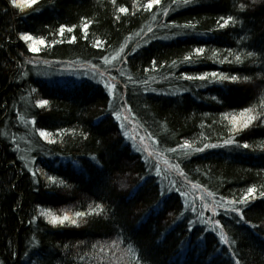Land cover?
Wrapping results in <instances>:
<instances>
[{
	"label": "trees",
	"instance_id": "16d2710c",
	"mask_svg": "<svg viewBox=\"0 0 264 264\" xmlns=\"http://www.w3.org/2000/svg\"><path fill=\"white\" fill-rule=\"evenodd\" d=\"M149 2L0 0V264H264V0Z\"/></svg>",
	"mask_w": 264,
	"mask_h": 264
},
{
	"label": "snow or ice",
	"instance_id": "6c2138e0",
	"mask_svg": "<svg viewBox=\"0 0 264 264\" xmlns=\"http://www.w3.org/2000/svg\"><path fill=\"white\" fill-rule=\"evenodd\" d=\"M12 2H13V4H15V3H16V0H12ZM25 3H26L29 7H31L32 5L37 4V3H38V0H25ZM159 3H160V0H150V2H149L148 5H147V8H148V9H151V7H152L153 4H159ZM190 3H191V0H183V4H184V5H188V4H190ZM241 7H243V5H241ZM119 11H121V12H126L127 9H125V8H120ZM165 14H167V13H165ZM220 20L223 21V23H219V22H218V26H219L220 28H225V27L228 26L229 22H233V18H232L231 16H229L227 19H225L224 17H220ZM87 27H88V25L85 24V25H84L85 36H86V29H87ZM165 27H170V26H169V25H165ZM176 27H182V28H184V29H188V28H194L195 25H194V24H184V25H176ZM64 31H65V27H64V26H61V28H60V30H59V35H60V36H63V35H64ZM68 31L71 32L72 29L69 28ZM149 31H151V29H149ZM21 39H23L25 42H27V41L33 39V37L30 36V35H28V34H25V35H22V36H21ZM75 39H76L75 36H72V37H71V40H72V41H74ZM70 42H71V41H70ZM40 43H43V41H40ZM99 44H100V42L97 41V45H96V46H99ZM29 50H30V51H33V52L38 51V49H37L35 46H33V45H29ZM203 51H204L203 48H196V49H194V52H195L196 54H202ZM105 60H106V62H107V58H105ZM191 60H192V57H191V56H185V57H184V61H185V62H191ZM236 60L239 61V60H240V57L237 56V57H236ZM152 64H153V66L155 65V61H154V60L152 61ZM173 64H175V61H173ZM94 67H95V66H94ZM209 76H211V77H213V78L219 76V79H220L221 82H222V81H225V80H229V79H231L232 81H236V80L238 79V77L235 76V75H233V76H231V77H228V76H226V75L218 74V73H216V72H212V73H210V74H204V75H200V76H185L184 79H186V80H202V81H203V80H207V79L209 78ZM106 87L109 88V90L111 91V89H112L113 87H115V86H114V85H106ZM213 99H215V97H213ZM48 103H49V102H48L47 100H40V101L38 102V106L41 107V108H43V107L46 106ZM246 111H251V109H246ZM116 118L119 119V115H117ZM254 119H256V117H254V116H249V117L247 118V122L244 124V127L247 128V127L249 126V124H250ZM233 120L235 121V118H233ZM33 123H35V121H33ZM40 136H42V137H47V136H48V133H46L45 131H41V132H40ZM225 143H226V144H232L233 141H232L231 139H229V140L225 141ZM237 146H239V145H237ZM184 147H188L187 142L185 143ZM206 147H213V148H214V147H218V145H206ZM247 147H248L247 144H243V148H247ZM203 150H204V149H197L198 152H202ZM173 151H174V150H173ZM49 179L52 180L53 183L55 182L54 177H49ZM61 183H63V181H61ZM247 191H248V194H252V193L255 192V189H254V188H249ZM160 195L162 196L163 193H160ZM208 196H209V197L213 196V193H212V192H208ZM261 196H264V193H261ZM247 199H248V197H247V196H244L242 199H240L239 203H240V204H245V203L247 202ZM216 203H217V206H219V207H223V205L220 204L219 202H216ZM227 203H228V204H235L236 201H228ZM205 207H209V206H208V205H205ZM226 211H230V212H232V213H236L237 215H240V211H241V210L238 209V208L232 207V208H230V209H226ZM216 214H217V213H215V210H213V215H216ZM41 215H42V216H48V217H50L49 223L52 224V225H57V224L63 225L66 221H68V222H70L72 225H77V226H78V224H77V219H73V218H71V217L69 216V214H67V213H65V214L61 217V216H57V215L52 214L51 211H41ZM85 215H86V213H84V212H79V211H78V212L75 213V217H77V218L82 217V216H85ZM240 218L243 219L242 216H240ZM216 223L219 224V221H216ZM221 242L224 243V244H227V243H228V240H227L225 237L221 236Z\"/></svg>",
	"mask_w": 264,
	"mask_h": 264
}]
</instances>
